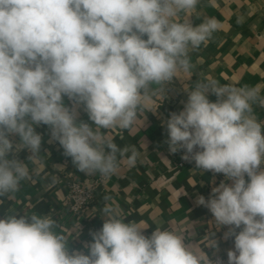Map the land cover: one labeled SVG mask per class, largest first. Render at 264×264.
<instances>
[{
    "label": "clouds",
    "instance_id": "clouds-1",
    "mask_svg": "<svg viewBox=\"0 0 264 264\" xmlns=\"http://www.w3.org/2000/svg\"><path fill=\"white\" fill-rule=\"evenodd\" d=\"M198 3L0 0V197L31 179L17 154L40 152V124L50 127L52 139L82 173L109 177L121 160L135 166L138 152L127 155L128 148L100 130L130 129L144 108L155 113L148 104L150 86L190 71L189 52L222 27L215 17L197 26L191 17L177 19ZM259 91L198 83L183 110L165 122L169 152L184 150L182 158L197 169L232 181H221L209 198L196 200L217 225L229 226L224 239L234 238V249L227 251V264H264V123L252 108L258 99L264 105ZM65 96L74 101L72 108ZM80 104L94 126L77 122ZM102 212L106 218L90 232L87 254L70 251L51 217L6 213L0 219V264H223L194 251L175 231L157 228L146 236V228L125 222L112 205Z\"/></svg>",
    "mask_w": 264,
    "mask_h": 264
},
{
    "label": "crops",
    "instance_id": "crops-1",
    "mask_svg": "<svg viewBox=\"0 0 264 264\" xmlns=\"http://www.w3.org/2000/svg\"><path fill=\"white\" fill-rule=\"evenodd\" d=\"M188 17L193 26L215 17L222 27L206 44L189 52L192 66L188 73L180 72L170 82L150 86L148 104L155 113L144 108L130 129L100 130L120 148H128L127 155L132 149L138 152L135 166L121 160L117 172L106 177L104 193L82 217L73 216L64 207L67 176L88 181L97 173L78 171L59 142L52 139L50 127L40 124L35 126L42 137L40 152L33 155L23 149L17 154L27 164L31 179L21 181L15 193L0 197V219L6 213L47 215L56 221L55 231L69 241L70 251L87 254L85 244L92 241L90 232L102 227L106 218L102 209L107 204L117 208L125 222L146 228V236L157 228L175 231L210 260L234 249V238L224 239L229 226L217 225L212 213L196 203L198 196L209 198L212 188L225 181L224 175L197 169L195 162L174 167L165 122L171 113L183 110L187 93L198 83L214 80L220 85L255 87L260 90L259 98L264 99V0H199L193 11L181 13L177 19ZM208 98L212 102L217 99L211 93ZM64 103L69 108L74 106L66 96ZM252 108L256 119L264 123V105L259 99ZM76 110L77 122L94 126L83 104ZM11 138L19 142L18 136ZM211 238L217 241L216 248H211Z\"/></svg>",
    "mask_w": 264,
    "mask_h": 264
},
{
    "label": "built area",
    "instance_id": "built-area-1",
    "mask_svg": "<svg viewBox=\"0 0 264 264\" xmlns=\"http://www.w3.org/2000/svg\"><path fill=\"white\" fill-rule=\"evenodd\" d=\"M184 154V150L172 153L174 167L180 168L194 162L184 160L182 158ZM105 181L106 177H102L99 173L88 181H82L73 174L67 176L65 181L64 207L68 213L76 217H82L85 211L93 205L96 197L104 193ZM217 260L222 261L223 264H227V253L212 257V261Z\"/></svg>",
    "mask_w": 264,
    "mask_h": 264
}]
</instances>
